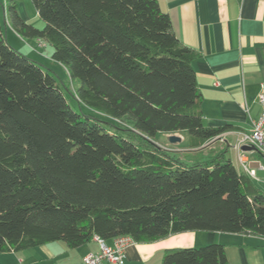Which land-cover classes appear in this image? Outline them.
<instances>
[{
	"label": "trees",
	"instance_id": "16d2710c",
	"mask_svg": "<svg viewBox=\"0 0 264 264\" xmlns=\"http://www.w3.org/2000/svg\"><path fill=\"white\" fill-rule=\"evenodd\" d=\"M43 28L5 0L8 25L53 48L77 85L11 47L0 23V254L95 236L151 243L189 231L264 236V194L222 154L192 166L154 140L203 147L193 62L156 0H31ZM81 109V108H80ZM1 264V263H0ZM162 264H228L223 244L168 249Z\"/></svg>",
	"mask_w": 264,
	"mask_h": 264
},
{
	"label": "crops",
	"instance_id": "0c3cea01",
	"mask_svg": "<svg viewBox=\"0 0 264 264\" xmlns=\"http://www.w3.org/2000/svg\"><path fill=\"white\" fill-rule=\"evenodd\" d=\"M156 1L169 16L180 42L199 55L193 68L203 100L204 126L230 125L232 128L197 149L186 147L188 136L185 132L172 134L181 138L180 143H170L171 135L166 134L158 135L162 141L154 143L183 164V154L219 145L220 150L213 158L222 154L240 174L249 176L241 165L242 159L250 170H255L259 180L249 177L260 190L261 184L264 187L261 168L264 159L253 148L245 149L250 146L242 140L262 112L258 95L264 86V0ZM5 25L9 26L7 22ZM35 43L37 45L38 40ZM258 172L262 176H258ZM106 242L113 245L114 239ZM213 243L225 246L228 264H264V236L205 231L178 233L151 243L133 241L126 248L124 264H162L168 249L200 248ZM99 251L95 238L76 249H69L64 242L57 241L26 251L2 253L0 263L82 264L86 255Z\"/></svg>",
	"mask_w": 264,
	"mask_h": 264
},
{
	"label": "rangeland",
	"instance_id": "374dc122",
	"mask_svg": "<svg viewBox=\"0 0 264 264\" xmlns=\"http://www.w3.org/2000/svg\"><path fill=\"white\" fill-rule=\"evenodd\" d=\"M17 3L19 5L18 11L20 15L27 20L26 22L32 24L36 28H40V29L43 28L44 22L39 18L37 11L34 5L32 4L31 0H17ZM3 5L5 7V0H0V23L8 44L18 52L32 58L34 61L52 70L57 76L59 85L63 87L64 86L68 87L70 93L68 94L66 93V95L68 96L69 98L68 100L72 105V107L76 108V110L78 111L84 110L85 112H87L88 109L84 105H79V103L76 100L72 99L70 94L75 95L77 85L69 79L66 69L63 68L61 64L54 62L52 60L51 56L53 53V48L47 44L46 47L42 48L39 47L38 44L36 45L35 43L36 39L22 38L20 36H17L10 28V26L5 25L7 20L4 15ZM160 139H161L160 137H157V139H155L154 141L160 142L162 141ZM187 144L188 141L186 145ZM219 147L220 146L218 145L213 148H210V150L204 149L199 152L183 154V156H181V160L185 164L192 166L197 162H202L210 158H213L216 155L215 153L219 152L220 150L218 149ZM258 176H262V173L258 172ZM260 190L264 194V187H262V184L260 186Z\"/></svg>",
	"mask_w": 264,
	"mask_h": 264
},
{
	"label": "built area",
	"instance_id": "2783aa9c",
	"mask_svg": "<svg viewBox=\"0 0 264 264\" xmlns=\"http://www.w3.org/2000/svg\"><path fill=\"white\" fill-rule=\"evenodd\" d=\"M38 46L44 47V42L38 40ZM258 102L262 107V112L259 118L253 121L251 132L244 135L242 142L252 147L264 159V86L261 88L258 95ZM240 162L252 179L259 180L256 177L255 170H250L242 159H240ZM261 168L264 170V166ZM94 238L99 243L100 251L98 253H90L86 255L83 258L82 264H102L103 262H110L113 264L125 263L126 248L133 242L130 237L115 238L113 245H108L104 239L98 236H95Z\"/></svg>",
	"mask_w": 264,
	"mask_h": 264
},
{
	"label": "water",
	"instance_id": "95a60500",
	"mask_svg": "<svg viewBox=\"0 0 264 264\" xmlns=\"http://www.w3.org/2000/svg\"><path fill=\"white\" fill-rule=\"evenodd\" d=\"M169 142L172 143V144H176V143H180L182 140L180 137L176 136V135H171L169 138H168ZM252 149V147H248L246 146L245 149Z\"/></svg>",
	"mask_w": 264,
	"mask_h": 264
}]
</instances>
